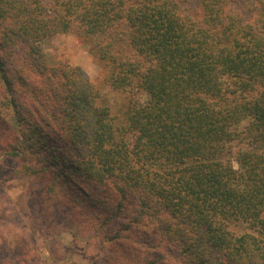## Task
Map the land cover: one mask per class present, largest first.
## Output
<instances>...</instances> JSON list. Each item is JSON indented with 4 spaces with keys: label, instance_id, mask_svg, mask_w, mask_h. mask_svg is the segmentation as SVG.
<instances>
[{
    "label": "trees",
    "instance_id": "16d2710c",
    "mask_svg": "<svg viewBox=\"0 0 264 264\" xmlns=\"http://www.w3.org/2000/svg\"><path fill=\"white\" fill-rule=\"evenodd\" d=\"M72 29L112 89L139 94L123 121L79 68L43 63L41 42ZM15 57L56 101L51 122L5 96L30 79ZM3 105L32 147L56 134L86 207L84 182L113 190L110 240L140 248L106 251L113 264H264V0H0Z\"/></svg>",
    "mask_w": 264,
    "mask_h": 264
},
{
    "label": "rangeland",
    "instance_id": "374dc122",
    "mask_svg": "<svg viewBox=\"0 0 264 264\" xmlns=\"http://www.w3.org/2000/svg\"><path fill=\"white\" fill-rule=\"evenodd\" d=\"M22 49L20 46L13 53V47H8L11 59L13 55L27 58L26 52H19ZM39 49L47 67L70 66L83 71L99 91L98 105L108 107L120 122L129 101L140 98L134 91L115 90L109 86L105 67L91 56L87 43L73 29L53 32L41 42ZM17 57L11 72L18 70L30 79L25 81L27 86L17 80L5 96L15 100L28 119L35 117L38 121L51 122L47 115L56 101L46 90L44 92L40 75L28 73L22 66L23 60ZM43 106L49 111H44ZM3 107H0V264H113L106 251L121 253L125 249H140L129 240H110L117 224L123 222L122 217L117 218V206L111 199L113 190L84 182L87 194L98 195L97 209L86 207L75 193L77 188L69 181L75 179L74 173L68 166L70 162L64 163L68 153L62 150L56 134L51 129H42L41 134H35V142L40 139L41 148L32 147L29 132L24 126H13V119L7 120ZM7 114L12 118L13 107ZM17 140L25 142L24 147ZM10 152H13L12 157ZM59 174L65 175L61 182L63 188ZM64 204L73 207L74 222L65 218ZM95 232L102 237L96 238ZM133 236L138 237L135 233ZM143 255L147 257L148 254Z\"/></svg>",
    "mask_w": 264,
    "mask_h": 264
}]
</instances>
